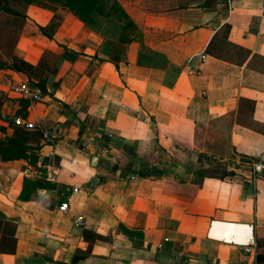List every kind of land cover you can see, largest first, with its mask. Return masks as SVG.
Masks as SVG:
<instances>
[{
  "label": "crops",
  "instance_id": "1",
  "mask_svg": "<svg viewBox=\"0 0 264 264\" xmlns=\"http://www.w3.org/2000/svg\"><path fill=\"white\" fill-rule=\"evenodd\" d=\"M111 1L123 17L83 24L43 0H0V62L56 58L38 103L6 96L5 77L28 79L0 70V114L59 127L34 165L0 161V219L15 227L0 264H264V176L198 179L224 159L202 150L204 133L193 143L217 121L223 146L264 169V0ZM23 179L51 202L18 200Z\"/></svg>",
  "mask_w": 264,
  "mask_h": 264
},
{
  "label": "trees",
  "instance_id": "2",
  "mask_svg": "<svg viewBox=\"0 0 264 264\" xmlns=\"http://www.w3.org/2000/svg\"><path fill=\"white\" fill-rule=\"evenodd\" d=\"M21 1H23L24 4L29 5L37 0H21ZM43 1H46L51 5H55L67 9V11L77 21L83 24L89 23L93 13H103L104 8L102 6L105 5V3H110V5L107 7V13L104 16L106 17L110 16L107 14L111 12H119L121 13V15L119 16L123 17L121 10L111 0H43ZM263 7H264V2H263ZM2 10L3 12L8 14H12V15L15 14V12L5 7H3ZM47 55H49V53H47ZM76 57L77 54L68 52L64 49L61 53V58L67 61H73ZM55 59L56 58L50 61L41 58L37 66L34 67L22 61H19L14 57H11L10 58L11 63L9 64L0 62V70H11V71L19 72L24 74L28 80H35L36 86L39 89L41 96L43 97L45 95H48L49 91H47L45 89V86L43 85L42 74L47 73L53 75L55 73V68H54ZM1 102H2V98L0 97V106H1ZM216 123L217 121H212L207 125L197 126L194 129V133H193V143L195 145V148L201 147L200 144L201 137H203L202 135L204 133V139L202 140V150H204V152H208L210 154L217 156L219 155L218 151H216L210 139L213 138L218 139L219 135L221 134L216 127H213L212 131L209 130V127L215 125ZM0 131H2L1 128ZM40 139H41V135L39 131L38 132H36L35 130L23 131L17 128L13 129L9 137L0 139V161L11 162L17 160H24L29 164L34 165L38 160V156L36 152L38 150V146H39L38 143ZM202 157L203 155H199V158ZM241 160L247 162L250 159L247 157H241ZM137 175L139 177H143L144 173L140 171L137 173ZM229 175H232V173H229ZM226 176L227 175L225 173L222 174V176L220 177L206 174L201 178L207 177V178L223 179ZM39 189H43V186L40 185L38 181L23 179L21 191L18 195V200L22 202L35 201L41 206L46 207L47 204L44 202V200H46L47 202H51V198L38 196L36 194V191ZM14 231H15V227L12 223L0 219V253L12 254L14 252V246H15ZM75 259L76 258L73 257V260Z\"/></svg>",
  "mask_w": 264,
  "mask_h": 264
},
{
  "label": "built area",
  "instance_id": "3",
  "mask_svg": "<svg viewBox=\"0 0 264 264\" xmlns=\"http://www.w3.org/2000/svg\"><path fill=\"white\" fill-rule=\"evenodd\" d=\"M4 94L13 98L14 100H25L29 103H38L41 101L42 96L37 88V86L30 82L29 80L14 78V77H5L3 81ZM0 119L6 122H9L12 127L21 129L23 131H34L38 129L35 124H32L25 119L20 117H8L3 114H0ZM58 125L54 124L51 128L47 130H39L41 135V140L45 145L53 146L58 139ZM253 170L257 173L260 172V167L257 165L253 166ZM30 174L34 178H39L42 176V173L39 169H33L30 171ZM74 191V190H73ZM75 192V191H74ZM67 208V203H60L57 206V211L64 212ZM82 224L81 217H75L73 220L74 227H80ZM255 248V243L252 237H248L244 245H242V251L245 254L251 253Z\"/></svg>",
  "mask_w": 264,
  "mask_h": 264
},
{
  "label": "rangeland",
  "instance_id": "4",
  "mask_svg": "<svg viewBox=\"0 0 264 264\" xmlns=\"http://www.w3.org/2000/svg\"><path fill=\"white\" fill-rule=\"evenodd\" d=\"M109 5H110V3H105V5L102 6L104 8L103 14L107 13V7ZM97 25L99 26V24H97ZM97 25L95 24V26H97ZM112 26L115 27V25H112ZM48 59H49V57H48ZM11 126L12 125L10 124V127ZM210 141L213 143V146L216 148V151H218V154H219V155H217L218 160H220V161L222 159H224V160L221 162H218V163L214 161L212 163L211 168L199 171L198 179L201 178L202 176H205L206 174L207 175L210 174L212 176L220 177V176H222V174L225 173L227 175L226 178H231L235 174L240 176V177H242V175L252 176L253 173H254V175H257V174L260 175L259 172L256 173L253 170V166L257 165V164L252 163V161H250V160L247 162H244V160H241V156H237V155H235V153H231L228 149H226L223 146V143L217 138L210 139ZM208 159L206 158V161ZM229 173H232V175H229Z\"/></svg>",
  "mask_w": 264,
  "mask_h": 264
},
{
  "label": "water",
  "instance_id": "5",
  "mask_svg": "<svg viewBox=\"0 0 264 264\" xmlns=\"http://www.w3.org/2000/svg\"><path fill=\"white\" fill-rule=\"evenodd\" d=\"M259 173L264 176V169H260Z\"/></svg>",
  "mask_w": 264,
  "mask_h": 264
}]
</instances>
